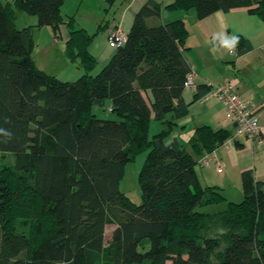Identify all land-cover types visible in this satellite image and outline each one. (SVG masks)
Returning <instances> with one entry per match:
<instances>
[{
    "label": "trees",
    "instance_id": "16d2710c",
    "mask_svg": "<svg viewBox=\"0 0 264 264\" xmlns=\"http://www.w3.org/2000/svg\"><path fill=\"white\" fill-rule=\"evenodd\" d=\"M64 1L0 0V264H101L110 221L109 264H212L213 255L217 264H264V190L253 170L242 172L241 202L204 212L198 207L227 198L218 187L201 185L192 154L178 142L165 143L175 121L188 114L182 97L192 70L183 53L185 21L150 24L161 7L146 0L126 41L92 75L93 35L75 28L72 17L64 21ZM240 7L264 21V0L168 5L195 9L199 19ZM18 12L37 21L19 29ZM39 26L52 27L55 36L64 26V55L79 60L85 74L63 81L37 66L32 29ZM235 36L237 54L252 49L247 38ZM106 99L119 120L93 112ZM152 114L164 128L150 137ZM195 134L191 143L200 158L233 131L203 125ZM143 152L142 202L136 204L120 185L127 164ZM8 155L14 160L6 170ZM22 218L32 221L29 232L17 230Z\"/></svg>",
    "mask_w": 264,
    "mask_h": 264
},
{
    "label": "crops",
    "instance_id": "0c3cea01",
    "mask_svg": "<svg viewBox=\"0 0 264 264\" xmlns=\"http://www.w3.org/2000/svg\"><path fill=\"white\" fill-rule=\"evenodd\" d=\"M156 1L161 7V15L149 18L150 24L167 23L178 19L186 23L189 35L185 41L183 53L195 73L197 84L196 87L184 88L182 97L189 104L188 114L175 121L170 135L165 138V143L171 145L178 142L194 156L195 160H199L196 149L191 143L192 138L197 137L196 128L209 125L214 129L224 128L233 131V124L227 117L226 108L220 100L217 98L203 100L201 95L196 97L201 89H205L209 84L231 83L241 98L248 101L251 109L258 113L261 134L253 140L244 137L228 140L218 147L216 154L225 162L223 172L218 173L214 164L207 168L197 164L195 169L203 187L216 186L226 198H236L238 195L234 194L233 185L240 184L242 189H237L240 191L238 198L244 199L242 172L247 169L253 170L255 180L261 182V188L264 190V21L245 7L234 8L228 12L219 10L204 19H199L195 9L194 14L190 13L193 9L187 12L169 9L168 5L175 0ZM124 2L127 6L123 14L118 16L114 23H106V33L109 27L114 28L118 25L128 31L136 13L146 0H124ZM19 15L21 14H17L16 20ZM188 20L191 27L188 26ZM237 34L243 35L251 42L250 51L237 54L235 46L220 44L222 39L231 41V38ZM214 37L215 50H213ZM115 50L116 48H113L111 55ZM39 68L47 70L46 67L39 66ZM146 96L151 99L149 91ZM106 101L111 106V100L106 99L105 103ZM155 121L160 122L159 131H161L164 128L163 123L156 120L152 114L150 127ZM231 194L236 197H232ZM203 207L198 209L203 211L201 209Z\"/></svg>",
    "mask_w": 264,
    "mask_h": 264
},
{
    "label": "rangeland",
    "instance_id": "374dc122",
    "mask_svg": "<svg viewBox=\"0 0 264 264\" xmlns=\"http://www.w3.org/2000/svg\"><path fill=\"white\" fill-rule=\"evenodd\" d=\"M125 2L124 0H65L61 6V15L64 21H66L68 17H72L74 19L75 28H84L93 35V41L90 44V52L97 58V64L90 72L92 75L99 73L113 55H111L113 47L109 44L106 30L105 28L103 29L100 27V25L102 24L104 26L106 23H114L117 17L123 14V11L127 6ZM194 12V9L190 11L191 14H194ZM18 14H21L16 20V26L19 29L37 21V17L34 15H31L30 17V15L23 12H18ZM188 26L191 27L189 20ZM32 34L35 41L33 59L36 61L37 65L46 67L48 73L56 75L63 81H75L86 73L84 68L80 65L79 60L73 61L64 55L66 35L64 26H62L58 36H55V33L50 26L33 27ZM93 112L102 119H120L116 113H113L110 110V103L108 101H106L104 106H95ZM160 125V122L155 121L153 123L152 127H150V137L159 131ZM146 154L147 152L138 154L133 161L127 164L125 177L120 185L121 190L136 204L142 202L138 174L145 163ZM13 160L12 155L6 157L4 161L6 170L13 165ZM233 186L234 194L239 196V190H241L242 187L240 184H234ZM238 196L236 197L232 195V197L236 198H227L226 201L203 207L201 209L210 213L225 210L228 206V202H241L243 200V197L238 198ZM31 226V220L22 218L17 221L18 231L29 232ZM114 227L115 224L113 221H110L107 225L105 250L101 258V264H109V240ZM211 263H218L216 255L211 257Z\"/></svg>",
    "mask_w": 264,
    "mask_h": 264
},
{
    "label": "built area",
    "instance_id": "2783aa9c",
    "mask_svg": "<svg viewBox=\"0 0 264 264\" xmlns=\"http://www.w3.org/2000/svg\"><path fill=\"white\" fill-rule=\"evenodd\" d=\"M127 32L122 26L118 25L107 30L109 44L116 48L123 44L127 39ZM195 73L193 70L187 75L185 87H196ZM210 90L202 97L203 100L217 98L225 108L226 115L233 124V134L228 139L235 140L238 137L256 139L261 134L260 117L253 111L248 101L241 98L231 83L209 84ZM110 110L111 107H110ZM227 140V141H228ZM215 165L216 171L221 173L225 169V162L218 157L216 150L205 151L198 160V165L202 168Z\"/></svg>",
    "mask_w": 264,
    "mask_h": 264
},
{
    "label": "clouds",
    "instance_id": "9594fccd",
    "mask_svg": "<svg viewBox=\"0 0 264 264\" xmlns=\"http://www.w3.org/2000/svg\"><path fill=\"white\" fill-rule=\"evenodd\" d=\"M239 41V37L238 36H234L231 38V41H229L228 39H222L220 41V44L222 46H235ZM215 37H214V40H213V50H215Z\"/></svg>",
    "mask_w": 264,
    "mask_h": 264
}]
</instances>
